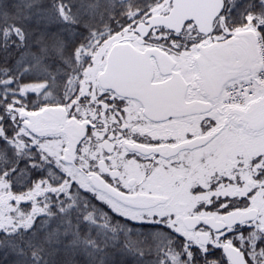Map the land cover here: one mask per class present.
Segmentation results:
<instances>
[{"label": "snow or ice", "instance_id": "6c2138e0", "mask_svg": "<svg viewBox=\"0 0 264 264\" xmlns=\"http://www.w3.org/2000/svg\"><path fill=\"white\" fill-rule=\"evenodd\" d=\"M0 264H264V0H0Z\"/></svg>", "mask_w": 264, "mask_h": 264}]
</instances>
